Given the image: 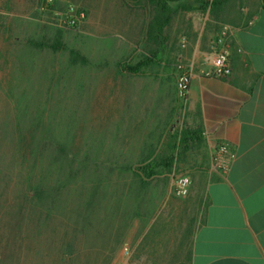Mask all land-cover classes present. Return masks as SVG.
<instances>
[{
	"label": "rangeland",
	"instance_id": "1",
	"mask_svg": "<svg viewBox=\"0 0 264 264\" xmlns=\"http://www.w3.org/2000/svg\"><path fill=\"white\" fill-rule=\"evenodd\" d=\"M69 5L86 11L74 27L54 13ZM88 21H145V14L123 0H54L51 8L0 0V264H121L134 257L143 227H180L185 240L193 228L202 149L139 188L126 166L157 130L135 122L136 77L120 73L118 62H136L146 43L124 48L118 36L103 38L110 25ZM120 26L113 31L123 33ZM59 29L89 64L71 63L68 48L37 45ZM180 174L192 181L185 196L174 192Z\"/></svg>",
	"mask_w": 264,
	"mask_h": 264
},
{
	"label": "crops",
	"instance_id": "2",
	"mask_svg": "<svg viewBox=\"0 0 264 264\" xmlns=\"http://www.w3.org/2000/svg\"><path fill=\"white\" fill-rule=\"evenodd\" d=\"M172 4L174 14L163 35L158 64L143 67L136 75L119 72L136 77L135 122L143 124L145 131L157 130L153 141L143 142V147H149L142 153L159 145L169 131L201 129L204 156L196 168L204 189L186 240V229L149 224L136 238L134 257L121 264H185V254L187 264H264L263 0H175ZM88 23L110 25L109 35L103 38L114 41L118 36L124 48L146 41L144 21ZM118 24L123 33L113 31ZM223 29L228 31L232 74L203 76L200 68L210 65ZM179 61L194 69L184 104L176 88ZM223 144L234 153L225 172L214 163L215 152Z\"/></svg>",
	"mask_w": 264,
	"mask_h": 264
},
{
	"label": "trees",
	"instance_id": "3",
	"mask_svg": "<svg viewBox=\"0 0 264 264\" xmlns=\"http://www.w3.org/2000/svg\"><path fill=\"white\" fill-rule=\"evenodd\" d=\"M175 0H123L128 5L141 7L145 14V53L141 55L138 62H118L120 71L136 75L143 67H152L158 64L160 46L166 39L163 37L166 27L174 14L172 2ZM132 2V3H131ZM264 6V0H263ZM49 8L51 6L49 5ZM76 26V25H74ZM73 26V27H74ZM40 47H48L53 51H61L68 48L63 42L62 29H59L51 42H41ZM70 61L73 64H89V58L79 49L68 48ZM203 135L201 129H190L183 127L166 133L161 138L159 145H152L149 150L142 153L139 160L134 164L127 165L139 183V188L144 190L150 186L154 179L168 176L173 173L176 166L187 159L188 155L195 149L201 148ZM38 248H36V251Z\"/></svg>",
	"mask_w": 264,
	"mask_h": 264
},
{
	"label": "built area",
	"instance_id": "4",
	"mask_svg": "<svg viewBox=\"0 0 264 264\" xmlns=\"http://www.w3.org/2000/svg\"><path fill=\"white\" fill-rule=\"evenodd\" d=\"M54 0H44L45 8L52 7ZM54 13L60 17L62 25H79L86 18V11L78 9L74 5H69L64 11ZM228 31L223 29L217 39L213 49V56L208 67H201L200 74L206 77L224 78L232 74L230 63V51L227 47ZM185 40V37L182 38ZM194 69L192 65L179 62L177 64L176 88L179 100L184 104L190 90ZM234 158V153L227 145H219L215 155L214 163L217 169L225 172L229 169ZM191 178L187 174L176 175L174 179V192L178 196H185L189 193Z\"/></svg>",
	"mask_w": 264,
	"mask_h": 264
}]
</instances>
